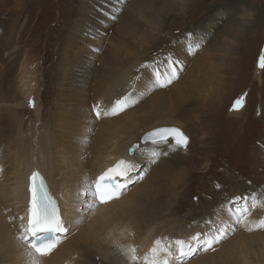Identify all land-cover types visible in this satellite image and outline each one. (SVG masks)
I'll use <instances>...</instances> for the list:
<instances>
[{
	"label": "bare ground",
	"instance_id": "obj_1",
	"mask_svg": "<svg viewBox=\"0 0 264 264\" xmlns=\"http://www.w3.org/2000/svg\"><path fill=\"white\" fill-rule=\"evenodd\" d=\"M129 1L131 0H97L96 6L85 9L81 5L73 29L66 36L62 50H59L61 52L57 56V62L55 61L51 80L48 78V81L42 84L41 78L35 77L34 80L32 74L22 75L21 90L26 94L24 99L17 96V92L12 91L9 86L14 78L13 72L4 70L0 75V264H71L72 258H76L77 254L80 257L82 254L81 250L74 247L79 237L85 238L86 241L90 239L98 258L102 260L107 259L101 246L102 242L112 243L115 249L119 250V256L115 257L118 258L117 264L137 262L143 264V260L147 258L152 264H164L165 259L168 264H174L176 251L185 248L182 243H176L179 241L176 235L167 236L170 240H167L166 244L161 240L153 239L154 225L141 227L145 221L126 223L124 214L135 202L137 193L145 188V182L150 184V189H156L157 185L166 181L167 168L172 167L170 161L175 160L176 156L185 151L174 144L171 146L173 143L169 141L171 139H168L167 143L146 141L142 139L146 134L152 133L157 130H153L154 128L160 126L162 128L158 129L172 128L165 126L188 128L190 124L200 125L202 122H205L202 124L204 128H197L199 131L212 132L217 128L216 120L219 118L217 115L222 105V101L218 100V91L213 92L214 95L217 94V98L212 101V106L199 115L196 113L199 112L200 98H203L202 95L208 88L199 75L206 61L205 57L223 47L215 43L199 57L196 52L197 47L193 45H200L203 35H193L190 31V35H184L180 39L167 36L166 51L169 53L160 60L158 58L156 63L150 64L146 62L148 49L144 50L134 40L129 41L130 37H127L122 49L126 54L125 62L129 65V69L114 70L113 66L119 65L118 55L115 53L112 57L105 58V62L111 64L112 68L106 64L95 68L90 64L94 52L85 54V48L82 47L86 33L81 32V29L88 26L102 27L105 19L112 22L109 20L111 13H115L118 17ZM139 1L136 0L137 4ZM171 1L174 0H143L138 6L140 18L145 24H153L157 28L167 26V21L173 19L168 18L171 15L169 13H175L172 11ZM175 1L188 6L187 0ZM204 1L206 2V0L201 2ZM148 3L155 5V9L156 6H162L159 8L162 12L158 11L156 17L151 20L146 18L149 16H145ZM2 7L3 9L6 7L5 0L0 2V22L3 23L0 26V33H5L9 26V30L6 31L7 46L4 53L9 56L10 64H13L14 61L21 59L20 54L16 55V53L21 48L27 49L24 47H30L32 43L23 45L16 39L19 31L11 30L8 22L2 18L5 13ZM11 10L25 13L21 5L13 6ZM87 10L90 11L89 15L85 14ZM160 18L162 21L158 20ZM41 26L32 27L28 16L27 28H24L20 37H27L31 32V35L41 33ZM89 43L97 44L96 39L90 40ZM70 47L72 48L69 49ZM29 53L36 55L33 50H29ZM25 54L26 63L27 52ZM195 55L197 59L194 58ZM262 58H264L263 53L258 56L259 61L255 62L257 65L254 74L258 82H262L264 78V70L261 72L264 68ZM193 59H195L193 65L185 74V70L188 69L185 67L186 62L192 64ZM177 62H182L180 64L182 71L177 73L179 79L172 74V68ZM200 62L201 67H199ZM158 68L160 70L157 73ZM159 77L161 83H166L169 79H172L173 83L167 87H160L158 84L153 87L159 81ZM37 80H40L41 86ZM49 86L50 92H47ZM21 90L20 94H23ZM43 93H47L46 99L43 98ZM119 100H121L120 105L115 106ZM245 100L244 95L238 100L239 103L232 104L230 115L240 117L245 111ZM31 103H35L34 110L29 109ZM96 111L101 112L99 117ZM123 112H128L125 118L112 119ZM216 137L219 139L218 136ZM212 138L216 141L215 136L212 135ZM139 144L140 147L135 154L129 155V149ZM122 157L129 161L127 169L133 163L136 164V170L128 172L126 169L124 176L132 175L135 171L137 173V169L142 168L139 176L143 179L139 182L145 181L138 185H136L137 181L129 183L128 189L122 193L120 199L99 205L95 197L90 195L94 193L96 179L112 168ZM177 159L180 164L190 169L192 178L191 172L195 168L193 166L195 161L190 159L189 162L186 160L182 162L181 158ZM35 171L46 175L51 193L60 200L64 215L63 222H66L64 227L68 230L69 226L79 229L86 219L91 220V223L82 225L77 238L69 240L66 238L67 234L62 237L58 249L49 258L38 255L31 243L24 239L27 236L31 241L29 233L24 230L28 227V223L25 224V215L29 213V178ZM180 175L175 174L172 179L182 181L183 178L178 179ZM190 181L192 183L193 179ZM258 200L253 204L250 215L247 213L241 215L243 227L250 229L259 227L258 222L262 219L259 214L264 211V200ZM121 219H124V223L120 222ZM110 221L114 222L111 226H109ZM208 227V230L199 231L201 236L198 240L193 238L190 240L192 247H196L201 241L206 242L211 239L210 233L217 225L212 224ZM141 229L144 231L142 232ZM133 248L136 250L135 253L131 252ZM165 249L171 251V257L164 251ZM114 250L112 248V251ZM147 250L152 251L150 257H146ZM210 250L203 251L202 254L207 255L202 256L194 264H201L202 260L203 264L208 263ZM133 254L139 257L138 261H131ZM108 256L113 257V254Z\"/></svg>",
	"mask_w": 264,
	"mask_h": 264
},
{
	"label": "rangeland",
	"instance_id": "obj_2",
	"mask_svg": "<svg viewBox=\"0 0 264 264\" xmlns=\"http://www.w3.org/2000/svg\"><path fill=\"white\" fill-rule=\"evenodd\" d=\"M187 1L188 6H183L175 0L171 1L172 11L175 13H169L171 15L168 18L173 19L168 20L167 26L161 28L145 24L138 13L139 3L131 0L117 19L109 16L112 22L105 19L102 27L88 26L81 29V32L86 33L82 34L86 38L82 47L85 48V54L94 52L90 64L95 68L102 64L112 68L111 64L105 62V58L112 57L115 53L118 55L119 65H114V70L129 69L125 62L126 54L122 49L127 37L144 50L148 49L146 62L150 64L156 63L158 58L160 60L169 53L166 51L167 36L180 39L184 35H190V31L193 35H203L200 45L195 44L199 57L215 43L223 47L205 57L206 61L199 75L208 88L203 93V98H200L199 112L196 113L199 115L200 112L208 110L213 104L212 101L217 98V94L214 95L213 92L218 91V100L222 101L217 115L219 118L216 120L218 129L212 132L199 131L197 128L203 127L202 124L205 122L200 125L190 124L188 128L165 126L182 130L189 138V148L187 146L188 149H185L183 154L170 161L172 167L167 168L168 176L164 183L157 185L156 189H150V184L145 182V188L137 193L135 202L124 214V219L126 223L145 221L141 227L154 225L153 239L161 240L165 244L170 240L167 236L179 237L185 248L176 251L174 264H180L176 259L180 250L189 253L183 264H194L202 256L207 255L202 254L203 241L192 247L190 240L200 237L199 231L208 230V226L212 224H216L217 227L209 237L212 239L218 235L222 238L220 243H214L213 249L208 253H211L208 255V263L205 264H264V211L259 214L262 219L259 221L260 224L257 221L259 227L256 229L243 227L241 219L244 213L250 215L252 206L258 199L264 200V78L263 83L258 82L254 74L257 65L255 62L259 61V55L264 54V0H206L204 3L202 0ZM5 2L6 7L4 9L2 7L5 13L2 18L8 22L11 30L19 31L16 39L22 42L21 44L32 45L31 48L29 46L24 47L27 49L21 48L16 53L20 54L21 59L10 64L9 56L4 53L7 46L6 31L9 30L7 26L8 30L0 33V75L4 70L5 72L11 70L14 78L9 86L12 91L17 92V96L24 99L26 94L21 90L22 75L32 74L34 80L35 77L41 78L42 84H45L48 78L51 80L57 56L61 52L59 50H62L66 36L73 29L81 5L84 6L83 9L94 7L97 0H5ZM20 5L23 6L24 14L11 10L13 6ZM147 5L145 16H149L146 17L149 20L156 17L158 11L162 12L159 9L162 6H156L155 9L153 4ZM85 14L89 15L90 11H85ZM28 16L32 27L42 25L40 28L42 32L32 35L31 32L27 37H20L21 32L27 28ZM158 20L162 21L161 18ZM2 24L0 22V26ZM96 35L98 36L93 37ZM95 39L97 44L89 43ZM97 45L100 48H93ZM29 50H33L36 55L30 54ZM197 55L194 58L197 59ZM194 61L195 59L192 60V64L186 62L184 66L188 69L185 70V74ZM201 66L200 62L199 67ZM263 70L264 68L261 72ZM37 81L41 86L40 80ZM50 86L47 92H50ZM20 90L23 94H20ZM243 94L246 98L245 111L240 117L230 115L232 106L244 96ZM43 98H47V93H43ZM127 113L123 112L112 119L121 120ZM158 128L162 127L153 130ZM211 134L215 136L216 141ZM171 146H174L173 143ZM177 158H181L182 162L184 160L189 162L190 159L195 161L193 166L196 170H192V178L190 169L180 164ZM141 169H137V173L135 171L131 176L140 175ZM175 174H181L178 179L183 178L182 181L172 179ZM190 179H193L192 183ZM144 181H137L136 185ZM214 181H217L218 186L213 190ZM227 196L228 199L225 198ZM124 219L120 222L124 223ZM84 223L89 224L91 220L86 219ZM109 223H111L109 226L114 224L112 221ZM82 225L79 229L69 226L66 238L69 240L77 238ZM101 246L107 256L113 254V257L99 259L90 239L86 241L83 237L77 238L74 247L81 250L82 254L80 257L77 254L76 258H72L71 264H117L118 258L115 257L119 256V250L108 241L102 242ZM112 248L115 250L112 251ZM151 252L147 250L146 257H150ZM202 262L203 260L201 264Z\"/></svg>",
	"mask_w": 264,
	"mask_h": 264
},
{
	"label": "snow or ice",
	"instance_id": "obj_3",
	"mask_svg": "<svg viewBox=\"0 0 264 264\" xmlns=\"http://www.w3.org/2000/svg\"><path fill=\"white\" fill-rule=\"evenodd\" d=\"M112 19H117L115 13H111ZM194 47L196 45H193ZM195 54V53H192ZM264 61V58H262ZM182 62H177L172 68V74L175 75L176 79H179L177 73L182 71L180 64ZM264 66V65H262ZM173 83L172 79H169L166 83H161L157 81L153 87H156L157 84L160 87H167ZM239 103V101H237ZM107 110V109H105ZM97 117L101 115L100 111H96ZM159 133H167L168 135L161 136V142L167 143L169 136L174 139V142L179 147L186 148L189 144V138L182 132V130L172 127V128H163L153 131L149 136H156ZM138 147V146H137ZM134 149H130V152ZM167 153H165L166 155ZM126 161H119L112 169H109L108 172H114L121 165L126 164ZM136 170V164L133 163L131 167L127 169L128 172ZM108 172L101 175L100 180L103 181L106 185H112L111 191H104L99 186H97L94 193L90 194L95 197L101 204H108L112 200L119 199L121 194L128 189V184L131 182L139 181L143 179L142 176H124L121 174L119 180L114 179L108 175ZM39 173H33L30 177L31 187L29 189L31 193L30 199V208L28 215V227L24 230L26 233H30L31 241L28 240V237L25 236L24 239L26 242H30L32 248L36 250L41 256L50 255L51 252L57 246V242L68 233V229L64 227V224L57 213V208L55 201L52 200L48 192L46 191L45 185L42 180L38 181ZM22 219V218H21ZM221 236H214L212 239L204 242L203 251L207 252L210 249H213L214 243H220ZM193 239L198 240L199 236L194 237ZM159 243V241H157ZM177 244L182 243L181 241H176ZM191 247V246H190ZM135 248L131 249L132 253H135ZM164 251L168 252V256L171 257L172 253L169 249ZM189 256V253H186L182 250L179 251L178 257L176 259L180 261V264H183L185 259ZM131 261H138L139 257L136 255L131 256ZM164 264H168L167 259H165Z\"/></svg>",
	"mask_w": 264,
	"mask_h": 264
},
{
	"label": "water",
	"instance_id": "obj_4",
	"mask_svg": "<svg viewBox=\"0 0 264 264\" xmlns=\"http://www.w3.org/2000/svg\"><path fill=\"white\" fill-rule=\"evenodd\" d=\"M165 135H168L167 133H159L158 135H156V136H149V135H147L144 139L146 140V141H161V136H165ZM151 138H154V139H152L151 140ZM158 138H160V139H158ZM158 139V140H157ZM168 139H171V140H174V139H172V137L171 136H169V138ZM137 146H134V147H132L131 149H135ZM131 152H133V151H131Z\"/></svg>",
	"mask_w": 264,
	"mask_h": 264
}]
</instances>
